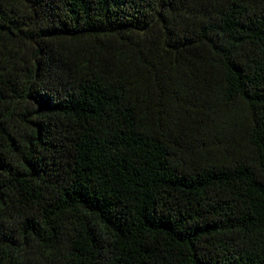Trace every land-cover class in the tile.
<instances>
[{
    "label": "trees",
    "instance_id": "16d2710c",
    "mask_svg": "<svg viewBox=\"0 0 264 264\" xmlns=\"http://www.w3.org/2000/svg\"><path fill=\"white\" fill-rule=\"evenodd\" d=\"M0 264H264V0H0Z\"/></svg>",
    "mask_w": 264,
    "mask_h": 264
}]
</instances>
